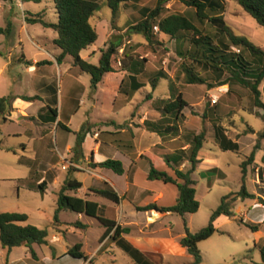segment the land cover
Masks as SVG:
<instances>
[{"label": "rangeland", "instance_id": "374dc122", "mask_svg": "<svg viewBox=\"0 0 264 264\" xmlns=\"http://www.w3.org/2000/svg\"><path fill=\"white\" fill-rule=\"evenodd\" d=\"M97 1L99 9L92 23L100 39L90 50L83 52V56L88 57L90 52L96 49L97 51L91 53V57L92 63L97 64L101 52L107 50L112 41L122 40L123 42L117 57L113 60L118 73L107 75L96 93L92 92L89 75L82 74L74 68L71 71L73 58L70 56L67 57L70 62H65L62 67L63 70L70 68L69 74L75 76L69 77L70 79L67 78L66 73L60 75L56 67L38 65L44 60H51L52 57L49 54L57 60L61 53L57 52L53 39L58 35L55 31L41 25L28 24L26 17L40 16L47 22L56 23L58 15L54 0H0V27L6 28L9 22L14 26L12 37L0 35V51L5 54L9 63L8 74L13 79L14 85L20 83L23 77L26 79L27 72H34L36 77H46V79L54 76L51 84L53 83L52 88L55 89L56 98L60 101L59 113L63 124L68 125L75 133L83 129L91 138L100 133L99 140L111 143L120 137L122 130L136 129L142 147H149L161 139L164 150L160 152V155H163L164 151L177 153L182 148H189L188 136L206 133L207 143L201 151L202 162L200 167H197L198 171L192 176L196 181L197 200L200 203L198 213L188 215L185 219L172 213L165 216L162 222L159 219L154 221L155 219L151 218L150 220L147 215L140 214L131 234L137 242L159 248L157 253L151 254L152 259L158 264H192V255L180 245V241L186 235L185 222L190 232L201 231L208 226L222 198L241 191V164L250 156L260 134L264 132V119L258 113L259 111L264 113V111L254 106V98L249 90H244L237 85L232 88L230 85L220 87V80L216 75L191 65V62L180 53H185L184 43L180 44L155 29L159 45L152 47L144 36L127 33L128 28L141 19L142 9H155L158 6V0H141L140 3L130 2L121 5L117 17H114L105 0ZM225 6L224 19L234 34L249 39L254 45L264 50V28L244 12L235 1L225 0ZM167 10L171 14H185L188 8L181 0H172L167 5ZM233 51L240 52L236 48ZM131 59L144 62L139 81L145 87L135 95L128 96L131 92L129 80L125 82L123 92L119 90L125 74L122 70L125 66H130ZM184 65L192 67L206 80L207 84H187ZM161 72L165 73L168 79H160L157 89L154 90L152 82ZM224 79H227V76ZM72 82L76 90L73 96L74 101H71V98L67 99V84ZM263 87L264 83L260 89L262 90ZM13 91L30 93L22 86H13ZM178 93H182L189 104L184 111V118L179 123V135L163 139L148 131L144 122L160 121L161 111L164 108L162 101ZM213 99H218L217 104H213ZM131 100L133 104H129ZM262 100L264 102V96ZM205 114L206 118H204ZM18 118L22 119L14 123L11 121L4 123L3 118L0 117V146L2 147L0 149V214L28 215L27 224L48 230L49 244L36 247L39 257L36 260L25 247L15 248L9 255L8 250L4 249L0 243V264H83L82 261L70 257L57 259L54 262L50 258L52 255L62 256L65 251L79 243H84L86 250L92 251L98 246L101 228L94 219L83 217V223L92 225L90 229L83 232L76 228L75 233H67L65 224L77 223L79 216L69 211H61L57 215L60 185L48 186L45 194L30 189V185L54 178L64 179L70 173H74V178L84 184V191L93 185L99 186L102 182L93 173L77 172V170L93 168L91 161H80L77 165L73 163L75 157L68 155V148L76 145L74 133L61 128L55 131L54 126L44 127L40 120L36 121L32 117L19 115ZM88 118L89 121L86 123ZM131 120L135 121L134 128L130 127ZM215 124L224 128L230 139L240 142L238 153L223 152L218 147L214 135ZM32 130L44 136L49 134L46 141H38V137L34 141L29 134H24L27 131L31 133ZM20 133L22 135H19ZM260 143L262 149L257 151L258 164H261L264 157V139ZM114 146L116 145L111 143L110 147ZM7 148H15V150L11 149L13 152H8ZM87 154L90 155L89 152ZM62 155L66 161L62 160ZM143 155L153 157L151 150L144 151ZM257 163L248 167L246 186L247 188L249 186L251 192L259 194L261 190L257 183V172L259 168L264 170V163L263 167ZM123 164L129 167L127 162ZM187 164L185 168L181 166L180 170L187 171L190 168L189 163ZM64 167L67 169L65 170ZM215 168L218 171L210 173ZM165 169L170 175H174L173 170L168 166ZM103 171L116 181L120 193H124V179H120L110 170ZM128 176L130 181H133V169L128 170ZM142 177L138 178L140 187H153L156 191L164 193L162 206L176 205L179 195L176 187L164 185L161 182L148 181L147 183ZM152 197L153 195L150 199H146L145 196H138L135 205L146 206L153 201ZM103 201L106 200L103 199ZM125 209L130 216H137L131 210L129 203H126ZM239 209L245 212L246 216H243ZM233 211L236 216L220 217L216 222L217 232L209 240L200 244L202 264H263L264 209L252 204V201H247L246 204L240 202L234 206ZM153 216L156 217V215ZM241 221L262 224L260 232H253ZM59 222L63 224L59 225ZM54 236L59 238V241L52 242ZM104 244L106 249L112 245L110 241H105ZM26 251L29 253L27 254ZM129 263L130 259L118 248L113 250V257L103 254V259L95 262V264Z\"/></svg>", "mask_w": 264, "mask_h": 264}, {"label": "trees", "instance_id": "16d2710c", "mask_svg": "<svg viewBox=\"0 0 264 264\" xmlns=\"http://www.w3.org/2000/svg\"><path fill=\"white\" fill-rule=\"evenodd\" d=\"M105 1L114 17H117L121 5H126L130 2L140 3L141 0ZM171 1L158 0V6L155 9H142L141 19L138 22H134L128 28L127 33L144 36L147 43L154 47L159 45L158 35L155 34V29L158 28L160 34L186 45L185 53H180L191 62V65L201 67L216 75L217 79L220 80V87L230 85L232 88L237 85L244 90H249L254 98V106L264 111V102L262 100L264 87L262 90L260 89L264 83V50L254 45L249 39L235 35L226 24L224 19L226 12L225 0H181L188 8L185 14L169 13L167 5ZM231 1H235L264 28V0ZM54 3L58 15L56 23L47 22L40 16L26 17V21L30 25H41L57 33L58 37L55 40V44L61 50L57 63L62 65L68 56L72 57L73 67L71 71L74 68L82 74L89 75L91 77L92 92L96 93L107 75L118 73L113 65V60L117 57L123 41H112L108 49L101 52L98 64L84 60L81 53L95 46L100 39L98 31L92 23L99 9L98 1L54 0ZM13 32L14 26L10 22L6 28L0 27V35L7 38L12 37ZM234 48L240 52L233 51ZM126 57H129L128 54ZM143 64V61L131 59L129 62L130 66H125L122 70L129 73V82L131 81L134 85L128 96L135 95L145 87L139 81V76L143 71ZM38 65H51V62L44 61ZM183 69L187 76V84H207L206 80L199 76L192 67L184 65ZM225 76H227V79L223 80ZM162 78L168 79V76L161 72L158 78L153 80L152 86L154 90L157 89L158 82ZM124 81L121 84L120 92H123ZM17 99L13 95L0 98V117L5 121L14 112L13 105ZM21 99L26 102H34L39 97L23 96ZM162 102L164 103V108L161 111V120L154 123L144 122V125L148 131L157 134L163 139L170 136H178L179 123L184 118V111L189 107V104L184 99L182 93L173 94L168 100H163ZM48 114L50 120L47 123H56L59 115L56 105L53 107L49 106ZM260 115L264 119V113ZM206 117L205 114L204 118ZM57 126L67 132H71L70 128L61 122H58ZM87 135L88 132L83 129L76 133L77 142L73 149L75 157H79L83 153V146ZM214 135L215 142L223 152H239L240 145L227 136L224 128L215 124ZM188 137L189 148H182L174 155H172L173 152L171 151H164L163 155H160V152L164 150V146L161 144L151 149L153 153L152 158L144 155L141 156L140 161L150 167L148 180L152 182L160 181L166 185H174L178 189L179 195L176 205L172 207H164L157 203H151L145 207H139V212L154 211L163 215L174 213L184 219L188 215L198 213L200 203L197 200L196 181L192 178V175L197 171V167L201 163L199 156L207 143V137L205 132ZM263 139L264 132L260 134L250 156L241 164V191L223 197L220 206L213 212L208 226L201 231L197 233L190 232L187 222H185L186 235L181 240L180 245L192 255V264L203 263V256L199 246L217 232V220L222 216L233 218L235 216L233 212L234 206L238 200L257 199L255 194H251L248 191L246 178L248 167L255 163L256 153L261 149L260 141ZM7 151L13 152L11 149ZM185 163H189L190 168L187 171L180 170V167ZM164 166H168L173 170L174 175H170L167 171H164ZM91 167L93 169L110 170L119 176H123L126 173L123 162L118 159H108L100 164L92 163ZM216 171H218L217 168L211 170L210 173L213 174ZM259 177L264 182V170L259 171ZM51 180H44L36 183V185H30V189L45 194ZM82 186L81 182L72 178V173L68 175L58 193L57 215L61 211H70L95 218L100 221L105 229L100 243H104L108 239V241L116 244L134 264H158L152 259L151 255L143 253L123 237V235L129 233V229L118 225L116 208L101 206L97 202L71 195V193L78 192ZM91 192L117 206L121 203L120 196L110 188L92 189ZM260 203L264 206V199H260ZM28 221L29 217L26 214H0V243L8 252H11L15 248L25 247L32 257L37 260L38 256L34 247L48 245L49 232L48 230L39 229L27 224ZM241 223L245 224L253 232H259V225L247 224L243 221ZM82 247V244H77L69 250L66 256L82 262L87 261L88 257L82 252ZM262 257L264 264V251H262Z\"/></svg>", "mask_w": 264, "mask_h": 264}, {"label": "crops", "instance_id": "0c3cea01", "mask_svg": "<svg viewBox=\"0 0 264 264\" xmlns=\"http://www.w3.org/2000/svg\"><path fill=\"white\" fill-rule=\"evenodd\" d=\"M227 10H228V7H227ZM56 39L57 38L53 39L54 43H55ZM92 47H90L89 49H87L85 51L90 50ZM56 48H57V52L61 53V50L57 46H56ZM85 51H83V52H85ZM94 51H97V50L96 49L92 50L88 57H84L83 52L81 53V56L84 60H87V61L92 63L91 53H94ZM49 55L52 57V59L51 60H44V61L51 62V65H46L47 67H51V68L56 67L58 69L60 75L66 73L68 75L67 78L75 77V76L69 74L70 68H68V69L66 68L65 70H63V68H62L64 66L65 62H70L69 60L66 59L62 65H59L57 63V60H55V58L52 56V54H49ZM98 62H99V60H98ZM8 72H9V63L6 60L5 54L0 51V98L6 97L9 95H13V96L18 98L14 102V105H13V107L15 109L14 112L11 114L10 117L7 118L6 121L3 119L4 123H8L9 121L14 123L16 120L20 121L22 118H18V116L21 115L23 117L24 116L25 117H32L36 121L40 120L43 123L44 127L49 128L50 126H54L55 131L60 129V127L57 126L58 122H61L63 124V122L60 118V113H59L60 101H59V99L56 98L55 89L52 88L53 83L51 84V82L54 81V76L46 79V77H38V76L36 77L34 72L33 73L27 72L28 76L26 77V79L23 77V80L20 83L14 85L12 83L13 79L9 76ZM112 75H115V74H112ZM128 77H129V73L125 72V74L123 75V79H122L121 84L123 83L124 80H125L124 82H127V80H129ZM61 81L63 82L62 79H61ZM67 85H68L67 99L71 98V101H74L73 96L75 95V91H76L74 88V82L69 83ZM129 85H130V90H131L134 85L131 81H130ZM13 86H22L25 90H28L30 93H27L25 91H13ZM23 96H27V97L38 96L39 99L34 101V102H26V101H23L21 99V97H23ZM263 96H264V94L262 95V98H263ZM93 100H95V99H93ZM129 104H133L132 100L129 101ZM55 105L58 108V113H59L57 121H56V123H49V122L47 123V121L50 120V116L48 114V108H49V106L53 107ZM34 108H36V109L32 111V109H34ZM258 113L263 114L261 111H259ZM88 121H89V118L86 120V123ZM134 124H135V121L131 120L130 127L134 128ZM63 125H65V124H63ZM65 126L70 128L68 125H65ZM69 133H74L76 136V133L73 132L72 130ZM24 134L25 135L29 134L30 138H32V140H34V141H36V139H37L36 137H38L39 138L38 141H41V142H45L48 135H49V134L46 136H44L43 134L40 135L35 130H32L31 133L27 131ZM19 135H22V133H20ZM99 136H100V133H97L94 138H91L89 133H88L85 144L83 146V153L79 157H75V155L73 153V149L75 147H69L68 148V155H73V157H75V160L73 161V163H75V164H77L80 161L81 162L82 161L83 162L84 161H91L92 163L100 164V163L107 161L108 159H118L124 163L127 162L129 167L124 166L126 173L123 176H119L116 174L120 179L121 178L124 179V188H123L124 193H120L121 191H119L116 181H114L111 177H109L107 174H105V172L103 171L105 169H99L98 168V169H85V170L82 169V171L77 170L78 173L79 172H87L89 174L93 173V174L97 175L98 179L101 180L102 183L99 186L93 185V186L89 187L86 191H84V184L82 183L83 184L82 188L76 193H71V195L77 196L79 198H83L85 200L97 202L101 206L116 208L118 225H120L122 228H128L129 229V233L123 235V237L145 254L151 255V254L157 253L159 251L158 247H156L155 245H146V244H143L141 242H137L131 236V234L133 233L132 228H134L137 225V221H138L140 214L147 215V217L150 220H151V218L155 219L154 221L159 219L160 222H162V220L164 219L165 216L169 215V214H164V215L159 214V213L154 212V211L153 212H139L138 208L142 207V206L135 205L136 198L138 196H140V197L145 196L146 199H150L151 196L153 195V197H152L153 201L151 203H157L158 205L162 206L161 202L164 200V197H165L164 193L162 191H156L153 187L142 188V187H140V185L138 183L139 176H143L142 178H144L146 180V182L149 183L148 182L149 181L148 175H149L150 167H148V165L146 166L143 162L140 161L141 156L143 155L144 151H146V150L150 151L153 147H155L157 145H161V139L158 140L159 141L158 143H152V145L149 147H142L137 130L136 129H134V130L124 129V130H122V134L120 135V137H118L117 139H115L114 141L111 142V143H114L116 146L110 147L111 143H109L108 141L99 140ZM76 142H77V137H76ZM235 142H237L240 145L239 141H235ZM103 146H104V148H103ZM0 148H2V147L0 146ZM8 149H14L15 150V148H7L6 150H8ZM261 149H262V146H261ZM87 152H89L90 155H88ZM171 152H173V151H171ZM43 153H44V151H43ZM37 154L39 155L38 151H37ZM174 154H176V153L173 152L172 155H174ZM64 159H65V157L62 155V160H64ZM199 159L202 162V152L200 153ZM64 161H66V160H64ZM255 162L257 163V153H256V161ZM263 163H264V157L261 160V164H258V163L257 164L260 167H263ZM187 165L188 164L185 163L183 165V168H185ZM200 165H201V163L199 164V167H200ZM165 167L166 166L163 167V170L167 171L165 169ZM78 168H79V166H78ZM79 169L81 170V168H79ZM129 169H133V174H134L133 181H130V179H129V176H128V170ZM260 170L261 169L259 168L258 172H257V177H258L257 183H258V185H260L261 192L259 194L255 193V192L253 193V192H251V190L248 186V191L251 194H255L257 196V199H255V200L248 199L245 201L240 200L239 202L236 203V205H238L240 202L242 204H246L247 201H252V204H254L255 206H259L260 208L264 209V206L260 203V199H264V182L261 181V179L259 177V171ZM99 171H100V173H99ZM197 171H198V169H197ZM67 177L68 176H66L64 179L62 177L54 178L53 181L49 184V187L51 185H55V186L60 185V189H61V187L63 186L64 181L66 180ZM72 178L75 179L74 173L72 174ZM154 182H160V181H154ZM161 183H163V182H161ZM164 185H166V184H164ZM172 186H174V185H172ZM105 188H110V189L114 190L120 196V198H121L120 205L117 206V205H115V204H113L107 200L103 201V198L98 197L97 195H95L94 193L91 192L92 189L94 190V189H105ZM126 203H129L131 210L133 212H135L137 214V216L134 217V216L129 215V213L125 209ZM151 203H149V204H151ZM143 207H145V206H143ZM164 207H166V206H164ZM241 211L242 210L239 209V212H241ZM75 214H77V213H75ZM241 214H243V216H246L245 212H241ZM77 215L79 216L77 223H72L69 225L67 223L65 224V225H67V226H65L67 233H75L76 228L79 230H82L83 232H87L90 229V227L92 226L89 223H83L82 222V218L88 217V216H86L85 214H77ZM153 215H156V217ZM234 215H235V213H234ZM88 218H91V217H88ZM134 218H136V219H134ZM92 219H94L96 221L97 225L101 228V230H102L101 237H102L103 234L105 233V229L103 228V226L101 225L99 220H97L95 218H92ZM61 224H63V223L59 222V225H61ZM247 224L259 225V232H260L262 224H260V223H247ZM101 237H100V239H101ZM100 239L98 241V246L96 248H94L92 251H87L86 247H85L86 245L84 243H79V244H82V246H83L82 252L88 257L87 261L83 262V264H95V262L97 260L103 259V254L108 256V257H113V250L115 248H118L117 245L110 241L112 243V245L106 249L105 244L100 243ZM57 241H59V238L54 236L52 238V242H57ZM106 241L109 242L108 239ZM36 247L37 246L34 247L35 251H36ZM71 249H72V247L69 248L67 251H65L63 253V255L60 257H58L57 255H52L50 260L52 262H54L57 259L68 258L69 256H66V255L69 252V250H71ZM118 249L121 250L120 248H118ZM12 252H13V250L11 252H8L9 255L12 254ZM26 253L28 254L29 252L26 251ZM37 256H38V254H37ZM38 259H39V257H38ZM129 264H134L131 259H130Z\"/></svg>", "mask_w": 264, "mask_h": 264}, {"label": "built area", "instance_id": "2783aa9c", "mask_svg": "<svg viewBox=\"0 0 264 264\" xmlns=\"http://www.w3.org/2000/svg\"><path fill=\"white\" fill-rule=\"evenodd\" d=\"M156 30L159 31L158 28H156ZM221 89H223V88H221ZM212 102H213V104H217L218 99H213ZM64 169L66 170L67 167H64Z\"/></svg>", "mask_w": 264, "mask_h": 264}]
</instances>
